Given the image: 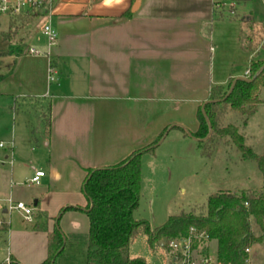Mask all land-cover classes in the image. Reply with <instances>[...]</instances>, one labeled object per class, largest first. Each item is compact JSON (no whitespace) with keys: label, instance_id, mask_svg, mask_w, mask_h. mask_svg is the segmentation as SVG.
<instances>
[{"label":"crops","instance_id":"0c3cea01","mask_svg":"<svg viewBox=\"0 0 264 264\" xmlns=\"http://www.w3.org/2000/svg\"><path fill=\"white\" fill-rule=\"evenodd\" d=\"M213 1L52 0L43 17L57 33L55 42L46 40L40 58L28 54L20 59L15 74L0 88V96L10 98V105L18 98L32 97L36 101L44 149L35 164L29 159L31 169L25 176L18 175V168L10 171V180L0 172L3 220L8 198L32 205L35 216L40 214L45 220L37 219L36 224L44 223L48 231L66 214L63 224L67 231L59 228L66 242L68 220L79 212L86 216L87 202L81 189L87 170L121 163L132 152L150 145L168 127L171 129L162 142L172 131L177 132V141H194L190 135L198 128L196 114L208 100L210 87L246 78L252 57L239 48L240 28L235 20L215 18ZM25 19L23 23L34 18ZM243 60L247 66L241 72ZM50 61L55 71L52 83L47 79ZM47 107L50 126L46 133L43 119ZM262 110L264 104L241 129L245 142L250 122ZM256 125L258 130L264 127ZM248 137L261 144L264 151L260 134ZM11 144L10 156L17 155V161H21L14 138ZM249 146L254 149V144ZM149 156L141 158V187L144 171L149 170ZM3 158L8 159V154ZM37 171L43 176L37 184H29ZM23 184L32 186L31 191L16 187ZM67 207L80 210L60 213ZM52 213L60 215L51 224ZM31 230L43 235L39 248L45 257L37 251L22 260L10 253L8 258L18 264H38L36 261L46 259V232L33 226Z\"/></svg>","mask_w":264,"mask_h":264},{"label":"rangeland","instance_id":"374dc122","mask_svg":"<svg viewBox=\"0 0 264 264\" xmlns=\"http://www.w3.org/2000/svg\"><path fill=\"white\" fill-rule=\"evenodd\" d=\"M221 3L225 18H235L239 28L241 19L264 23V0H251L245 4L223 0ZM44 25V17L41 16L30 19L27 23L18 24L9 32V19L0 17V88L8 84L7 80L10 81L16 72L18 61L27 57L28 53H25L29 48L41 53L38 58L43 56V45L46 42V38L42 35ZM8 50L10 53L7 52ZM260 53L257 52L256 60L264 59V52ZM246 66L247 61L243 60V65L239 67L241 72ZM261 90L263 92L259 96L264 97V88ZM9 99L0 96V172L5 173L8 180H10V171H16L17 168L18 175L25 176L26 171L31 169L29 159H34L33 164H35V159L40 158L39 155L44 151L40 140L43 124L39 113L36 112V101L32 97L18 98L14 105H10ZM12 108H14V116ZM224 124H234L241 131L238 112L228 109ZM256 124L264 126V110L250 122L246 130L247 141L245 142L248 146L254 144V152L262 155L264 154L262 145L248 137L253 133L254 137L260 134L264 138V127L258 130ZM175 137L177 132H170L162 144L156 147L152 156H149V170L144 171L140 200L134 212L136 220H144L151 227H157L165 223L169 216L176 215L181 210L188 211L195 205L204 204L209 195L218 191L240 190L241 192L251 188H256L255 190L264 188L263 178L255 165L242 161L229 141L224 140L219 143L213 156L207 159L200 155L196 140L182 143ZM12 138H14L16 150L21 154L20 165L16 159L17 155L10 156ZM5 154H8V159L3 158ZM11 160L12 164H10ZM236 174L247 178L242 180L237 178ZM255 174L259 175L261 180L258 181ZM11 182L14 184L16 181ZM16 187L29 192L32 189L29 184ZM2 206L0 205V213ZM59 215V213H52L51 224L54 220L56 222ZM37 219L43 218L40 216ZM37 219L34 216L32 223H26L16 211L5 216L9 229L8 231L0 230V264H6L10 253L25 260L38 251L43 258V249L39 248L43 235L31 230L37 223ZM66 219L65 214L58 223L59 228L62 227L64 231H67L63 224ZM5 220L2 219L0 228ZM67 224L70 234H66L64 251L54 264H86L87 217L79 212L68 220ZM251 225L256 234H260L253 220ZM203 247L208 249V258L214 261L216 259L215 242H205L200 245V248ZM129 255L144 258L146 264H170L165 248L157 245L150 250L144 236H137L133 240L129 246ZM248 259L249 264H264V238L249 248ZM41 261L36 262L39 264ZM32 262L34 264V261Z\"/></svg>","mask_w":264,"mask_h":264},{"label":"trees","instance_id":"16d2710c","mask_svg":"<svg viewBox=\"0 0 264 264\" xmlns=\"http://www.w3.org/2000/svg\"><path fill=\"white\" fill-rule=\"evenodd\" d=\"M231 1L245 4L251 0ZM221 2L223 0L213 1L216 19L226 17ZM25 20L23 17L10 19L9 32ZM240 24L238 45L242 52L252 55L247 72L248 79L253 80L237 81L223 101L220 100L228 92L233 79H229L225 85L211 86L208 95L210 102L204 106L207 121L199 107L196 114L198 128L191 136L197 142L200 155L207 159L213 156L219 143L229 141L242 161L255 165L264 181V154L258 155L246 145L245 137L236 125L224 124L230 109L238 112L243 129L247 119L256 113L259 105L264 104V99L259 96L261 88H264V59H255L258 50L264 48V23L241 19ZM43 123L47 133L50 126L49 107L45 110ZM209 126L211 133L206 138ZM164 132L150 145L132 152L117 165L86 171L81 189L87 202L84 210L88 219L86 264H146L144 258L129 255V246L137 236L146 238L150 250L160 242L166 249L170 241L187 236L190 228L205 232L209 241L215 242L216 261L219 264H247L245 250L264 238V188L239 193L218 191L209 195L204 204L195 205L188 211L181 210L157 227L134 218L141 192V158L154 153L153 145ZM68 210L80 209L67 207L61 209L60 213ZM40 216L37 214L36 219ZM251 220L260 234H256L252 228ZM33 229L44 231L47 236V256L40 264H54L65 248V238L59 227L56 225L48 231L44 223H35ZM0 230L7 231L5 222ZM207 251L203 247L201 253ZM9 262L18 264L12 258H9Z\"/></svg>","mask_w":264,"mask_h":264},{"label":"built area","instance_id":"2783aa9c","mask_svg":"<svg viewBox=\"0 0 264 264\" xmlns=\"http://www.w3.org/2000/svg\"><path fill=\"white\" fill-rule=\"evenodd\" d=\"M51 3L52 0H0V17H6L9 20L20 17H41L44 16L45 12L49 11ZM229 13L233 14V12ZM42 35L46 38L49 44L54 43L57 38L56 31L49 24L43 26ZM28 54L39 56L41 53L30 48ZM245 77L248 78L247 71L245 72ZM47 79L49 83L55 81V71L51 61L48 64ZM10 164H12V160L10 161ZM42 176L43 172L37 171L28 183L37 184L39 178ZM4 210L7 214L16 211L26 223H32L34 221L35 208L32 205H27L23 202L14 201L12 198H8L5 200ZM2 217V213H0V224L2 222ZM205 242H209L208 235L205 232H198L195 228H190L187 236L179 237L168 243L165 251L170 259V264H219L216 259L211 261V259L208 258V251L205 254L201 253L202 248H200V245ZM245 252L248 255L249 249H246ZM9 263L8 258L6 264ZM246 263L249 264L248 257Z\"/></svg>","mask_w":264,"mask_h":264},{"label":"water","instance_id":"95a60500","mask_svg":"<svg viewBox=\"0 0 264 264\" xmlns=\"http://www.w3.org/2000/svg\"><path fill=\"white\" fill-rule=\"evenodd\" d=\"M264 66V65H263ZM245 81V82H251L253 79H248V78H244V77H238V78H235V79H233V81H232V83H231V85H230V88H229V90H228V92L226 93V95L220 100V101H223L225 98H227L229 95H230V93L232 92V90H233V88H234V85H235V83L237 82V81ZM208 102H210V101H205L204 103H203V105L201 106V112H202V114H203V116L205 117V119H206V121H207V118H206V116H205V114H204V106L208 103ZM171 129V127H168L166 130H165V132L163 133V136H162V138L155 144V145H153V148H156L161 142H162V140L164 139V137L166 136V134H167V132L169 131ZM210 133H211V129H210V126H209V131H208V135H207V137L206 138H208L209 136H210ZM190 137L192 138V139H194L191 135H190ZM195 140V139H194ZM161 245H162V243H161Z\"/></svg>","mask_w":264,"mask_h":264}]
</instances>
